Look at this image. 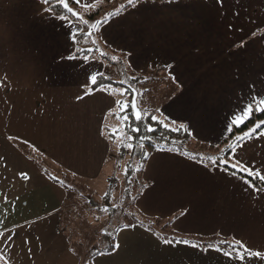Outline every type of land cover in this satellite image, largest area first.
<instances>
[{"label": "crops", "instance_id": "1", "mask_svg": "<svg viewBox=\"0 0 264 264\" xmlns=\"http://www.w3.org/2000/svg\"><path fill=\"white\" fill-rule=\"evenodd\" d=\"M89 2L103 0H81L77 9ZM47 8L41 0H0V232L13 234L11 245L0 243L5 264H74L61 227L67 191L51 174L61 167L95 182L111 149L104 123L117 97L89 90L90 76L107 66L75 53L95 35L73 42L81 22L62 20ZM100 32L106 44L127 55L129 77L139 73L148 82L160 72L164 87L168 80L174 84L177 92L159 116L183 124L195 142L220 144L244 102L264 98V0H141ZM231 158L264 175V135L238 144ZM144 178L150 184L137 206L145 215L176 216L173 228L182 235L220 233L240 241L261 253L245 255L244 262L264 264V189L224 167L162 149L148 158ZM132 231L144 245L133 241ZM120 232L127 243L119 238L115 251L169 258L140 264H195L193 252L203 264H213V257H204L210 252L217 254L214 264L244 263L213 248L155 243L156 235L140 226Z\"/></svg>", "mask_w": 264, "mask_h": 264}, {"label": "trees", "instance_id": "2", "mask_svg": "<svg viewBox=\"0 0 264 264\" xmlns=\"http://www.w3.org/2000/svg\"><path fill=\"white\" fill-rule=\"evenodd\" d=\"M110 0H103L105 3H109ZM141 1V0H140ZM157 1H166V0H157ZM69 6L73 8H77L79 5L75 4L73 0H68ZM127 5V1L124 3ZM48 8H52L53 12L57 15L61 16H66L70 17L74 20L80 21L79 18L73 17L71 13H68L65 9H63L62 5L50 3L47 5ZM130 8V7H128ZM126 8V9H128ZM83 11V9H80ZM75 12V11H74ZM80 13V11H79ZM96 15H89L88 18L84 20L89 21V25L91 23L95 22V17ZM103 19V18H102ZM89 27L87 25L83 24V32L77 33V39L80 41L82 40L87 32L89 31ZM91 31L95 34L94 40L96 41L95 44L92 42H88L87 45L81 46L79 48V51H75L76 54L79 55H88L89 57H96L105 62V65L107 66V72L103 73L104 74V79L101 82V87H95L91 86L89 90L95 91L98 89H104L109 92L113 93V89L116 88H127L129 86L135 87L138 90V86L140 83L139 76L138 77H125L124 75V70L127 69L128 67V60H127V55L121 53L120 51H117L110 45L106 44L103 39L96 38L98 33L96 32L95 29H91ZM92 48L96 49L99 48L100 51L105 53L106 55L101 56L100 51H92V52H87V49ZM78 49V48H77ZM111 57H116V60H112ZM125 68H122L125 66ZM116 69V70H115ZM161 69V68H160ZM158 69V70H160ZM115 70V71H114ZM125 78V79H124ZM128 78V79H127ZM135 78V79H133ZM98 79H100L98 77ZM120 81H128V84H120L118 82ZM111 84L112 88H107V85ZM139 91V90H138ZM140 92V91H139ZM117 97V100H122L121 96H118V94H114ZM132 100V96L129 95V103ZM140 96L137 97V104L140 107L139 104ZM131 112V109L128 110V112H122L120 108L116 106L115 110L113 109L111 112H109V115L105 119L104 123V132L105 135L110 143L111 149L109 153V159L107 161V164L103 168V171L101 173V176H99L98 181L107 178L110 175H112V170H113V165L112 159L113 156V151L116 150V144H117V149L119 148V143L117 142L118 140V135H117V130L114 131L113 127L114 125L111 124L115 122L116 117L120 115H127L128 113ZM144 113V112H143ZM145 114V113H144ZM153 114V113H151ZM146 119L144 122H136L134 117L130 118L128 123L132 124L133 126H138L141 128V132L139 133H133L130 128L126 129V132L128 136H135L137 139L133 141H129V143H133L135 145L134 149L129 150L130 152V160L126 163V168L124 171V181H125V187L122 193V196L119 197L118 199L116 197H113L112 191L106 192V195L108 194V197H104L103 203L99 206L100 208H108L109 211L104 212V214L107 217V222L103 225V227L99 230V233L95 239V243L89 248L85 250V257L84 261L82 264H95V258L101 254H109L112 253L116 250V248L112 247L113 242L117 243L118 240V234L120 233L121 230L128 227H132L134 225L141 226L145 228L146 230L151 231L155 235H157L163 242L171 241V243H182V241L187 240L189 241V245H197V247H200L202 250H207L209 247H207L209 244L212 245V248H215L220 252H227V251H232L234 257L235 256V250L231 247V245L236 244V240L234 239H229V238H223L224 240H227L229 243L228 244H220V241L216 242L211 240L210 242H202L198 241L196 239H192V235H182L179 232H177L173 228V223L176 218V216L166 219V223L162 224V227L158 225V222L164 221L165 218L161 217H151L148 215H145L137 206V200L138 198L143 194L144 190L149 186L150 182L148 180H145L144 178V172H145V166L147 160L143 159V152L147 151L149 153V157L152 154V152L156 150H168V151H173L177 152L180 154H183L197 162H200L202 164H205L206 166L213 168L216 165H213L208 157H219L221 155H224L225 159H228L230 162H234L231 158L232 155H227L223 154L221 152V149H225L229 144H236V141L234 139L235 136L242 135L244 132L249 131L250 128L254 127L255 122L259 120H264V112L261 113H255L251 119L246 121L244 124H242L239 128L234 127L233 131L229 134V136L221 143L220 145H213V146H205V149H200L199 146L192 145L191 143L193 142V137L192 135H189L188 133L184 131L180 132H170L168 130H165L159 126H157V131L155 133H148L147 129L145 128L146 123H154L151 122L150 119H148V115H146ZM157 117L159 119V113H157ZM166 122L170 123L171 121H168L165 119ZM171 127H179V125L174 124L170 125ZM264 131V125L261 126L260 129H257V133L253 134L252 136H255L259 134L260 132ZM141 135H148L151 136V141H144V148H140V143L141 141L138 139L139 136ZM117 142V143H116ZM243 142V141H241ZM240 142V143H241ZM151 145V146H150ZM208 147V149H207ZM202 148V146H201ZM132 156L137 158L136 161L133 160ZM221 167H224L221 165ZM225 168V167H224ZM60 171L63 172L65 171L68 174H71V177H73L72 184L71 182H65L63 178H58L56 177L53 173L51 174V177L54 181L62 184L64 189L67 191V198L66 200H70L69 195H72V193H76L80 196L84 195V191L82 189L84 187L90 186V184H86L83 186H78L74 184V182H77L76 179L83 178V177H78V175H74L70 171H67L61 167H59ZM230 171L238 174L239 176H242L243 178L251 181L256 187L259 189H264V181H261L258 177H252L247 174V172L241 171L239 168L233 169L230 166L227 167ZM127 173V175H126ZM76 177V178H75ZM78 177V178H77ZM145 180V181H144ZM83 181H90L89 179L83 178ZM102 181V180H101ZM93 182V181H92ZM91 187V186H90ZM112 196V197H110ZM77 197H73L75 207H77ZM85 197H82V199ZM90 202V201H89ZM167 229V230H166ZM165 230V232H164ZM217 237V236H215ZM211 237V238H215ZM223 240V241H224ZM242 244V243H241ZM243 245V244H242ZM73 252L77 254L78 248L74 247L72 248ZM80 251V250H79ZM79 255V254H78ZM245 255H251L250 253H245ZM0 264H3V262L0 260Z\"/></svg>", "mask_w": 264, "mask_h": 264}, {"label": "rangeland", "instance_id": "3", "mask_svg": "<svg viewBox=\"0 0 264 264\" xmlns=\"http://www.w3.org/2000/svg\"><path fill=\"white\" fill-rule=\"evenodd\" d=\"M125 1H127V0H110L109 3L108 2L107 3L101 2L97 5H95L92 9L85 8V9H83V11H81V10H78L77 8H74V11L76 13H79V11H80L79 14L81 16H83L84 19L88 18L89 15H96L94 17L95 20H101L102 18H104L107 15L108 12L114 11L121 4H124ZM59 16H61V15H59ZM80 22H81V20H80ZM81 26H82L81 29H83V23L82 22H81ZM100 35H101V32L99 33L98 38H100ZM76 37H77V34H76ZM83 39H86V36ZM125 67H126V65L123 66L122 68H125ZM123 72H124L123 76L129 77L128 74H130V72H127L126 70H124ZM153 72H151L150 74H152ZM137 75H141V74L137 73L135 76H137ZM160 75H161L160 72H156L149 77L148 82L140 81V83H139L138 90L143 93V95L140 96V100H139L140 107L139 108L146 115H149L151 113L157 115V113H160L159 109L161 110V105L164 102H166L174 93L177 92L174 84L169 80L167 82H165L166 87H164V85H162L163 82L159 81ZM118 96H121V95L118 94ZM121 99L122 100L126 99L129 101V95L121 96ZM119 100H120V98H119ZM111 124L114 125V127H113L114 131L117 130V132H118L117 133V135H118L117 142L119 143V145H118L119 148L117 149V144H116V150L113 151V154H115V153L116 154L112 155L113 156L112 163H114L112 175H110L106 179L105 178L101 179L102 181L97 180L95 182L83 181V178L76 179L77 182H74V184H76V185L78 184L79 186H83V184L84 185L90 184L91 187L88 186V187H84L82 189V191L85 192L83 196H80L76 193H72V195H69L70 200H68V199L65 200V202L63 204V219L61 220L63 222L62 226H61L63 229V237L68 238L69 243H70V245L69 244L68 245L70 246L71 250L74 247L78 248L77 254L74 253L72 250V253L74 254V257H75L74 264H82L83 263L84 257H85V253H84L85 250L88 247L90 248L95 243V239L99 233V230L107 222V217L104 214V212H102V208H100V210H99V206L103 203L104 197H108V194L106 195V192L108 193V191H112L113 197H116L118 199L119 197L122 196V193H123V190H124V187L126 184L124 181L123 175H124V171L126 168V163L131 158L129 149H127L125 147V145L127 143H129V140L127 139L128 134H127L126 129H125V122L121 119L120 115L117 116L115 122L114 123L111 122ZM223 141L221 143H223ZM191 144L195 145V146H199L200 149H205V146H208V147L213 146V145L203 144V143H199V142H195V141H193ZM220 144H218V145H220ZM201 146H202V148H201ZM208 147H207V149H208ZM132 158L134 161L137 160V158H135L134 156H132ZM52 166L55 167L54 164ZM56 169H57V173H58V175L54 174L56 177L63 178V180L65 182H71L70 184L73 185V183L71 181V180H73V177H71V174H68L65 171L61 172L59 167H56ZM78 177H81V176H78ZM73 197H77L76 198L77 207H75V204H73L74 203ZM82 197H85V198L82 199ZM110 197H112V196H110ZM166 219H168V218H165L164 221L158 222V225L160 227H162V224L166 223L165 222ZM135 226H138V225H134L132 227H127L125 229L129 230V228L131 229ZM143 229H145V228H143ZM149 232H151V231H149ZM164 232H165V230H164ZM131 233H132V236L135 235V240H133V241H138L139 244L144 245V243L142 241L143 238H141V235L139 233L136 234V232H133V231ZM215 236H217V237H215ZM151 237L153 238V236H151ZM156 237H157L156 239L153 238L155 243L158 242L159 240L161 241V239L157 235H156ZM192 237H193L192 239L202 241L203 243L204 242H210L211 240L218 242V241H223L224 240L223 238H229V237H225L224 235H222L220 233L212 234L209 236L193 234ZM211 237H215V238H211ZM119 238H120L121 244L127 243V238H126L125 232H123V233L120 232V234H118V240H119ZM132 238L134 239V237H132ZM148 239H150V237ZM229 239H232V238H229ZM118 240H117V242H118ZM147 241H149V240H147ZM129 242H131V241L129 240ZM213 249H215V248H213ZM114 253H117V254L110 256L109 258L104 254L99 255L94 260L95 264H119V263L123 264L125 259H127L129 261V263H126V264H130V263L131 264H140L142 259L153 260V262H155V263H164V262H167L169 260V258H167V259L156 258V256L153 255L151 252H147V255H144V254L141 255L138 252H134L135 254L128 256L123 251V248L119 252L115 251ZM209 254L212 256H210ZM139 255H141V256H139ZM197 255H198L197 253L193 252V257L195 258V264H203L201 259H204V258L201 256H197ZM216 255L217 254L210 252L208 254H205L204 257L205 258L213 257L214 261L212 263L214 264L215 260H217ZM175 263L177 264L176 261H175ZM3 264H5V263H3ZM228 264H232V262L229 261ZM243 264H256V263L254 261H252L251 259H248Z\"/></svg>", "mask_w": 264, "mask_h": 264}, {"label": "snow or ice", "instance_id": "4", "mask_svg": "<svg viewBox=\"0 0 264 264\" xmlns=\"http://www.w3.org/2000/svg\"><path fill=\"white\" fill-rule=\"evenodd\" d=\"M73 2L77 5L81 4V0H73ZM144 2L145 3H148V2L155 3L156 0H144ZM167 2L171 3L172 0H167ZM218 2L222 4L223 0H218ZM41 3L44 5H48L50 3L62 5L63 9H65L68 13H71L73 17L79 18L84 25H87L89 27L90 30L86 34V38H87V37H92L93 35H95L91 31V29H95L96 32L99 33L106 22H108L111 18L118 17L122 12H124L126 10V8L136 7L137 5H139L140 0H127V5L121 4L114 11L108 12L107 15L103 19L95 20V22L91 23L90 25H89L88 20H84L83 16H81L79 13L74 12L73 8L69 6L68 0H41ZM84 6L89 8V9H92L94 7V2L86 3ZM52 10H53L52 8L46 9L47 12H51ZM59 18L62 20L67 19L66 16H60ZM79 31L83 32V29H80ZM76 38L77 37L74 34L73 35V42L76 41ZM92 43L95 44L96 41L93 39ZM94 50L100 51L99 48H96V49L89 48V49H87V52H92ZM77 51H79V49H77ZM100 54H101V56L106 55L102 51H100ZM68 58L69 59H75V57H72V56H69ZM84 59L88 60L89 56L85 55ZM111 59L116 60V57H111ZM164 67L166 69L170 70L173 66L166 64V65H164ZM98 77L100 79H98ZM104 78H105L104 74L98 72V73L92 74L90 76V81H91V84L93 86L101 87V82ZM133 79H135V78H133ZM146 79L147 78H145V80ZM118 83L128 84L129 82L128 81H120ZM107 88H112V85L111 84L107 85ZM113 93L119 94L121 96H125V95H131L132 96V100L130 103L126 99L125 100H116L115 103H116L117 107L120 108V110L122 112L127 113L128 110L131 109L130 113H128L127 115L121 116V119L125 122V128L126 129L130 128L133 133L141 132L142 130L138 126V124H137V126H133L132 124H129L128 121L132 117H134L136 122H144L145 121V119H146L145 114L137 106V97L142 96L143 93L139 92L135 87H131V86H129L127 88L113 89ZM261 112H264V98L257 97L254 95L250 96L244 102V104L240 107L239 111L233 114L230 123L227 125V131L229 133H231L233 131V127L239 128L242 124H244L246 121L251 119L255 113H261ZM147 118L150 119L151 122H154V123H146L145 124V128L147 129L148 133H155L157 131V126H159V127L163 128L165 130H168L170 132L184 131V132L188 133L189 135H191L190 130L188 128H186L183 124L179 125V127H171L170 126V125L176 124V121H171L170 123H168L165 120L159 119L157 117V115H155V114H149ZM262 125H264V120H259V121L255 122L254 127L250 128L249 131H246L242 135H238V136L234 137L236 144H229L225 149H221V152L223 154L234 156L236 146L238 144H240L241 141H245V140L251 138L253 134H256L257 129H260ZM258 135H264V132H260ZM9 139H14V137H9ZM127 139L129 141H133V140L137 139V137L127 136ZM138 139L141 141L140 148L143 149L144 148V141H151L152 138H151V136H148V135H141L138 137ZM25 142L27 143V141H25ZM125 147L129 150H132V149H134L135 145L133 143H127L125 145ZM148 158H149V153L147 151H144L143 152V159L147 160ZM208 159L210 160V162L213 165H216L217 167H220L221 165H223L225 167V170H227L228 166H230L233 169L239 168L241 171L247 172V174L249 176L258 177L261 181H264V175H260L259 172H253L251 167H245L239 159H235L234 162H230L228 159L224 158V155H221L219 157H208ZM126 175H127V173H126ZM21 176H22V178H27V173H22ZM257 190L259 191L258 188H257ZM102 210L105 212L109 211L108 208H104ZM126 227H128V226H126ZM12 236H13V234L11 232H9V233L0 232V243L6 242V246L11 245L12 244V239H11ZM165 242L171 243V241H167V240ZM25 243H28V242L25 241ZM182 243L189 244L190 242L187 240H184V241H182ZM228 243L229 242L227 240L220 241V244H228ZM192 246L197 247V245H192ZM112 247L118 249L120 247V245L116 242H113ZM207 247L211 248L212 245L209 244ZM231 247L235 250V256H236L237 260L240 262H244L246 260L245 253H250L251 255L256 256V257H259L261 255V253L258 251L252 252L250 249H248L244 245H242L240 241H236V244L231 245ZM225 255L232 256L233 252L227 251V252H225ZM4 259H5V257L3 255V253L0 252V260H4ZM10 259H11V257L7 258V260H10Z\"/></svg>", "mask_w": 264, "mask_h": 264}, {"label": "water", "instance_id": "5", "mask_svg": "<svg viewBox=\"0 0 264 264\" xmlns=\"http://www.w3.org/2000/svg\"><path fill=\"white\" fill-rule=\"evenodd\" d=\"M137 106H138V104H137ZM138 108H139V106H138ZM140 109V108H139Z\"/></svg>", "mask_w": 264, "mask_h": 264}]
</instances>
